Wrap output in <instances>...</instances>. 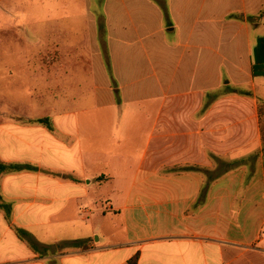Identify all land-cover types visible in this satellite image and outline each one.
<instances>
[{
	"label": "crops",
	"instance_id": "1",
	"mask_svg": "<svg viewBox=\"0 0 264 264\" xmlns=\"http://www.w3.org/2000/svg\"><path fill=\"white\" fill-rule=\"evenodd\" d=\"M164 1L168 18L154 0H104L99 15L69 0L52 19L54 130L4 140L19 159L2 162L37 170L0 177V264H264V37L248 22L264 9ZM75 241L87 250L61 249Z\"/></svg>",
	"mask_w": 264,
	"mask_h": 264
},
{
	"label": "rangeland",
	"instance_id": "2",
	"mask_svg": "<svg viewBox=\"0 0 264 264\" xmlns=\"http://www.w3.org/2000/svg\"><path fill=\"white\" fill-rule=\"evenodd\" d=\"M68 1L0 0V159L6 161L19 159L14 153L15 146L8 148L12 152L6 151L5 138L13 140L15 145V142H19L21 138L20 127L39 126L34 122L52 111V64L55 55L51 46L56 41V37L50 30L53 27L56 29L57 24L52 21L53 18L64 13L71 15L72 8L65 7ZM75 1L73 0V4ZM103 1L88 0L90 12L99 15ZM247 2L250 16H257L264 9V0H247ZM79 13L85 15L88 13L87 8L81 6ZM40 16L44 23L38 21ZM248 22L252 26L250 38L256 44L259 38L264 37V24L258 28L254 27L256 21H252L249 17ZM262 23L264 18L260 20V24ZM23 24L27 26L25 29L28 32L17 28ZM100 24H103L102 19L99 20ZM27 35H30L29 38H26ZM32 35L41 37L39 50H36L33 44L36 40H32ZM24 47L26 50L29 48L28 55H23ZM256 86L264 128V79H257ZM245 88L248 89V86ZM233 89L230 87L231 91ZM228 91L229 89L224 87L219 94ZM101 181L90 180L86 184L83 182V185L94 188L98 187ZM105 202L106 200L95 199L93 209L102 207ZM55 262L52 258L48 264Z\"/></svg>",
	"mask_w": 264,
	"mask_h": 264
},
{
	"label": "trees",
	"instance_id": "3",
	"mask_svg": "<svg viewBox=\"0 0 264 264\" xmlns=\"http://www.w3.org/2000/svg\"><path fill=\"white\" fill-rule=\"evenodd\" d=\"M155 2L159 3L162 6V9L164 11V14L166 16V18L169 17L168 15V9H167V5L166 2H161V0H154ZM264 16V10L261 11L260 15L255 17V23H259V21L261 20V18ZM254 19V18H252ZM262 44V46L264 45V39L261 40L260 42ZM107 65H108V69L109 72L111 73V66L109 64V62L107 61ZM239 94L244 95V96H250L251 93L248 91H240ZM117 95V92H116ZM260 111V110H259ZM261 119H262V115L260 113ZM35 123L42 125L46 128H48L50 131L54 130L53 124L51 119L49 118H41L35 121ZM261 133H262V141H263V146H264V128L262 126V121H261ZM229 165V164H228ZM190 168H186V170H188ZM36 171L37 168L32 167L30 165H20V164H6L4 162H2L0 160V177L3 174L6 173H11V172H20V171ZM227 171V170H226ZM210 175V179H212V173H209ZM0 211H4L9 219L11 213H12V206L6 202H4L3 197L0 193ZM16 234L19 237L20 240L28 243V245L34 250V251H39L42 249H40L41 246H39V244L37 243V241L33 238V236L31 234H29L28 232L21 230V229H16ZM61 246V249H82V250H87V246L85 245V242L83 241H75V242H66ZM49 250H54V247L51 248H44V254H40V257H43L45 255H47V252ZM137 259L138 257L136 256L134 258V260H132V262H130V264H136L137 263Z\"/></svg>",
	"mask_w": 264,
	"mask_h": 264
}]
</instances>
